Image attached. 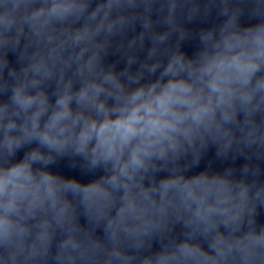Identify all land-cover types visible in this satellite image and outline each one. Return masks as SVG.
I'll list each match as a JSON object with an SVG mask.
<instances>
[{
    "label": "clouds",
    "instance_id": "1",
    "mask_svg": "<svg viewBox=\"0 0 264 264\" xmlns=\"http://www.w3.org/2000/svg\"><path fill=\"white\" fill-rule=\"evenodd\" d=\"M0 264H264V0H0Z\"/></svg>",
    "mask_w": 264,
    "mask_h": 264
}]
</instances>
